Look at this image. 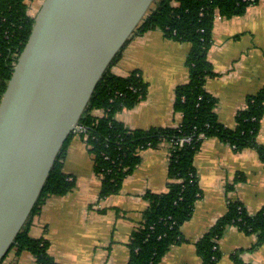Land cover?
<instances>
[{"label": "crops", "instance_id": "0c3cea01", "mask_svg": "<svg viewBox=\"0 0 264 264\" xmlns=\"http://www.w3.org/2000/svg\"><path fill=\"white\" fill-rule=\"evenodd\" d=\"M43 1L34 3L41 8ZM190 52L191 44L167 38L161 30L134 36L112 72L125 77L139 71L148 92L145 100L118 113L116 120L133 130L177 127L182 114L174 110L175 90L188 81ZM208 58L217 76L208 80L205 89L217 99L219 122L233 129L238 113L247 109L248 98L264 87V0L241 16L216 17ZM258 142L264 146V118ZM170 151V144L143 150L140 165L121 191L103 199L93 156L77 132L64 159V171L75 181V189L42 205L31 220L30 236L47 241L58 264H128L131 236L150 205L147 193L168 191ZM195 166L202 194L192 218L182 227L185 241L160 264H203L196 243L226 214L230 202H241L251 214L264 207V162L255 150L237 153L227 143L207 140ZM258 240L257 235L230 226L217 241L223 255L218 264H238L233 256L241 250L243 264H264V243L253 250ZM4 264H36V260L28 252H12Z\"/></svg>", "mask_w": 264, "mask_h": 264}, {"label": "trees", "instance_id": "16d2710c", "mask_svg": "<svg viewBox=\"0 0 264 264\" xmlns=\"http://www.w3.org/2000/svg\"><path fill=\"white\" fill-rule=\"evenodd\" d=\"M35 1L0 0V101L32 34L35 17L30 10ZM259 1L157 0L137 28L133 37L161 30L167 38L191 44L186 60L188 81L175 90L174 110L182 114V122L177 127L133 130L116 120L118 113L133 109L145 100L148 92V85L139 71L125 77L112 72L133 37L112 62L80 120L79 125L86 129L81 134L87 135L85 142L93 156L95 174L102 184L100 197L103 199L121 191L125 179L140 165L143 150L170 144L168 191L147 193L150 205L141 226L131 236L128 264H160L174 246L185 241L182 227L192 218L202 194L195 159L207 140L227 143L237 153L255 150L264 162V146L258 142L264 118V87L248 98L247 109L238 113L233 129L219 122L217 99L205 89L208 80L217 76L208 58L216 17L241 16ZM99 111L102 116L96 115ZM76 133L66 141L29 221L5 259L12 252H28L36 264H58L49 254V243L30 236V224L49 198L65 196L75 189V181L64 171V159ZM201 134L205 138L200 139ZM184 138H190L191 142L180 146ZM230 226L245 234L257 235L258 244L253 250L256 249L264 243V207L251 214L241 202H230L226 214L196 243L203 264H218L221 260L223 255L217 241ZM241 254L243 250L233 256L238 264H243Z\"/></svg>", "mask_w": 264, "mask_h": 264}, {"label": "water", "instance_id": "95a60500", "mask_svg": "<svg viewBox=\"0 0 264 264\" xmlns=\"http://www.w3.org/2000/svg\"><path fill=\"white\" fill-rule=\"evenodd\" d=\"M156 1H43L0 101V264L98 84Z\"/></svg>", "mask_w": 264, "mask_h": 264}, {"label": "built area", "instance_id": "2783aa9c", "mask_svg": "<svg viewBox=\"0 0 264 264\" xmlns=\"http://www.w3.org/2000/svg\"><path fill=\"white\" fill-rule=\"evenodd\" d=\"M252 1H253V0H252ZM83 132L85 133V132H86V129H85L84 127H81V126H80V133H83ZM84 138H85V140H86V139H87V135H85ZM199 138H200V139H203V138H205V137H204L203 134H201V135L199 136ZM190 142H191V139H190V138H187V139L184 138V139H182V140L179 142V145H180V146H183L185 143H190Z\"/></svg>", "mask_w": 264, "mask_h": 264}, {"label": "rangeland", "instance_id": "374dc122", "mask_svg": "<svg viewBox=\"0 0 264 264\" xmlns=\"http://www.w3.org/2000/svg\"><path fill=\"white\" fill-rule=\"evenodd\" d=\"M40 3H34L32 6H31V10H30V14L32 15V16H34L35 18L37 17V15H38V13H39V11H40Z\"/></svg>", "mask_w": 264, "mask_h": 264}]
</instances>
